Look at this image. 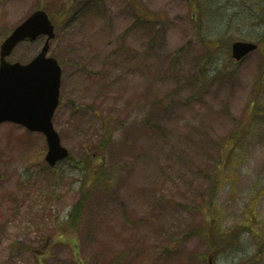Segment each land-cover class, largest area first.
I'll use <instances>...</instances> for the list:
<instances>
[{"label":"rangeland","instance_id":"obj_1","mask_svg":"<svg viewBox=\"0 0 264 264\" xmlns=\"http://www.w3.org/2000/svg\"><path fill=\"white\" fill-rule=\"evenodd\" d=\"M69 3L0 0V43L39 7L58 23L53 124L69 151L50 171L42 135L0 125V264H264V125L237 136L228 156L219 152L236 124H251L245 107L253 93L264 96V61L256 51L234 65L215 44L257 40L264 27L245 17L260 0ZM44 39L19 45L10 61H28ZM98 161L109 183L86 199ZM218 173L214 208L208 187ZM204 211L228 233L243 231L210 250L206 241L220 238Z\"/></svg>","mask_w":264,"mask_h":264},{"label":"water","instance_id":"obj_2","mask_svg":"<svg viewBox=\"0 0 264 264\" xmlns=\"http://www.w3.org/2000/svg\"><path fill=\"white\" fill-rule=\"evenodd\" d=\"M40 33L52 37V27L43 12H35L5 40L0 51V123L13 122L45 135L48 143L46 160L51 164L67 156L59 146L51 118L58 103L60 71L53 58H46L48 44L27 65L9 64L5 57L13 47ZM256 48L253 44H233V57L240 59Z\"/></svg>","mask_w":264,"mask_h":264},{"label":"trees","instance_id":"obj_3","mask_svg":"<svg viewBox=\"0 0 264 264\" xmlns=\"http://www.w3.org/2000/svg\"><path fill=\"white\" fill-rule=\"evenodd\" d=\"M251 99H249V103H248V106L246 108L247 116L249 117L251 114H253V116L255 117V121L259 120L262 123H264V103L257 105L255 103V100L252 101ZM252 124L255 125L253 121H252ZM256 125H259V124L257 123ZM238 134L239 135H246V132L239 131ZM229 145H230L229 147H227V146L226 147H219V152L223 156H227L228 153L236 150V148L233 147V144L229 143ZM216 184H217V181L214 178H212V182L209 185L210 186L209 192H212L215 189ZM83 204H84L83 199H81L74 205L71 222L76 223V220L79 219L81 211L83 209ZM72 226L75 227L76 224H72ZM220 237H222V235H220Z\"/></svg>","mask_w":264,"mask_h":264}]
</instances>
